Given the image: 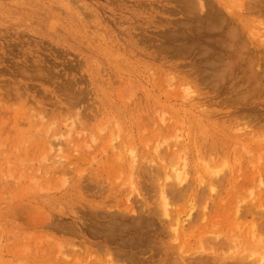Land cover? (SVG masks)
<instances>
[{
  "label": "rangeland",
  "instance_id": "1",
  "mask_svg": "<svg viewBox=\"0 0 264 264\" xmlns=\"http://www.w3.org/2000/svg\"><path fill=\"white\" fill-rule=\"evenodd\" d=\"M203 1L0 0V264H258L264 0Z\"/></svg>",
  "mask_w": 264,
  "mask_h": 264
},
{
  "label": "bare ground",
  "instance_id": "2",
  "mask_svg": "<svg viewBox=\"0 0 264 264\" xmlns=\"http://www.w3.org/2000/svg\"><path fill=\"white\" fill-rule=\"evenodd\" d=\"M236 1V2H235ZM250 1V0H249ZM202 2L204 3V1L202 0ZM220 2H222V1H220ZM230 3H232L231 5H227L226 6V8H227V10H228V13L230 14V15H233V16H241V14H242V11L244 10V5L245 4H248L247 2H244V0H231V2ZM191 4H194L195 5V3H190V5ZM198 4V3H197ZM189 5V6H190ZM199 6V5H198ZM200 6L201 7H203V4L201 3L200 4ZM250 6H252L251 4H250ZM205 7V6H204ZM224 7V6H223ZM191 8V7H190ZM214 8V7H213ZM233 8H237V9H235V11L234 10H232ZM245 8H247L246 10H250V9H252L251 7H247V6H245ZM191 9H193V8H191ZM202 9H204V8H202ZM202 9H201V11H202ZM215 9V8H214ZM225 9V8H224ZM194 10L195 9H193V12H194ZM199 10H200V7H199ZM204 11V10H203ZM202 11V12H203ZM250 11H252V10H250ZM249 11V12H250ZM190 12H192V11H189V13ZM196 13V12H195ZM194 13V14H195ZM211 12H209V14H210ZM215 13V15H216V10H215V12H213V14ZM226 13V12H225ZM192 14V13H191ZM200 14H201V12H200ZM203 14V13H202ZM202 14H201V16H202ZM205 14V18H204V21H207V20H209L211 17H209V14H208V17H209V19L207 18V13H204ZM226 16H227V14H225ZM190 16V15H189ZM197 16V15H196ZM196 16H195V19H196ZM199 16V15H198ZM201 16H199V17H197L198 18V22L200 21V17ZM192 17H193V15H192ZM191 17V18H192ZM203 17V16H202ZM220 17V11H218V21H219V18ZM229 17V16H228ZM200 18V19H199ZM223 18V17H222ZM224 18H225V16H224ZM194 19V18H193ZM203 19V18H202ZM201 19V20H202ZM206 19V20H205ZM211 20H212V22H214L213 21V19L211 18ZM224 20V19H223ZM222 20V21H223ZM226 21H228V20H225V23H227ZM236 21H238V20H236ZM209 22V21H208ZM224 22V21H223ZM202 23V22H201ZM224 23V24H225ZM239 23V22H238ZM261 23V22H260ZM200 24V23H199ZM229 24V23H228ZM233 24H235V23H233ZM219 24L217 23V26H218ZM222 25V24H221ZM225 26V25H224ZM235 26V25H234ZM260 26L262 27V29L260 30V32L262 31V36H261V38H260V43H261V45H263L264 46V23L262 22L261 24H260ZM221 27H223V26H221ZM230 28V27H229ZM237 28V27H236ZM221 29V28H220ZM235 28H233V25H232V29H231V32L229 33V31H230V29L227 31V33H229L231 36L233 35V34H235V33H233V30H234ZM238 29V28H237ZM222 30V29H221ZM239 30V29H238ZM219 31V30H218ZM205 32V31H204ZM224 32V31H223ZM222 32V33H223ZM234 32H236L237 34L239 33V31H234ZM253 32H254V34H259L258 33V31L256 30V31H251L250 33H252L253 34ZM256 32V33H255ZM219 33V32H218ZM225 33V32H224ZM252 34H250V35H252ZM206 35V34H205ZM260 35V34H259ZM236 36V35H235ZM228 37V36H227ZM237 37H239V36H237ZM253 37H255L256 38V35H254ZM219 38V37H218ZM220 38H222V37H220ZM230 38H232V37H230ZM228 39V38H227ZM238 39V38H237ZM240 39H241V37H240ZM223 40V39H222ZM225 40V39H224ZM231 40V39H230ZM233 41H235V40H232V42ZM208 42H210V41H208ZM231 42V44L230 43H228V44H230L231 46H225V47H223L222 45H218V48H219V51H218V58L220 59V60H217V61H215V62H219V64L217 65V63H215V62H213L212 64H210L213 60H211L210 61V65H213L214 63H215V67H216V65H217V67H220L219 68V70H222V71H224V73L223 72H221V71H219V76L218 77H221V74H223L222 75V79L223 78H225V76L226 75H224L225 74V70H223L224 68L226 69V67H225V65H227V64H230V63H232V61H234V60H231V59H235V58H237V60H235V66H239L240 68L246 63V67L244 68L245 70V72L247 71V73H245L244 72V74H246L245 76H247L248 77V81L247 82H249V84L246 86L247 88H249V86H251L252 88H255L256 86L258 87V89H260V90H264V87L262 86V80H261V78H260V69H261V64H260V62H255L254 60H249V61H247L246 59H245V53H248V52H246L247 51V49H243V47L242 48H237L233 43ZM237 41H235V43H236ZM241 43V42H240ZM196 44V43H195ZM198 46H199V44H197ZM241 45V44H240ZM200 46H202V45H200ZM242 46H244L243 44H242ZM197 47V46H196ZM249 49V48H248ZM211 50H209L208 52H210ZM200 52V51H199ZM207 52V51H206ZM202 55H204L203 54V52L201 53ZM206 55V54H205ZM202 57V56H201ZM234 57V58H233ZM225 59V60H224ZM209 62V61H208ZM228 66L229 65H227V69L226 70H228ZM231 66V65H230ZM221 67H223V69H221ZM212 68V67H211ZM220 72H221V74H220ZM228 75V74H227ZM224 76V77H223ZM245 76H244V78H245ZM232 77V76H231ZM230 77V78H231ZM263 77H264V75H263ZM227 78V77H226ZM244 80V79H243ZM247 80V79H246ZM246 80H245V82H246ZM251 84V85H250ZM252 90V92L253 91H256V89H251ZM251 93V92H250ZM248 94H249V92H248ZM243 95V94H242ZM245 96V95H244ZM247 98V97H246ZM251 121V120H250ZM247 123V126H244V128H247L248 127V125L250 124V123H248L249 121H246ZM252 123V122H251ZM251 127V126H250ZM257 127V126H256ZM260 127V126H259ZM241 127H239V129H240ZM243 128V129H244ZM252 128V127H251ZM253 128H255V127H253ZM237 129L236 131H241V130H243V129ZM251 138V137H250ZM264 139V138H263ZM257 140V139H256ZM262 140V139H261ZM261 140H259V141H261ZM255 141V140H254ZM50 143V142H49ZM51 144V143H50ZM49 145V144H48ZM52 145V144H51ZM52 146H50L49 148H51ZM262 153H260V155H261ZM264 154H262L261 156H263ZM135 156V155H134ZM176 157L177 158H179L180 160L182 159L181 158V156H180V154H177L176 155ZM136 158V157H135ZM63 159V158H62ZM135 160V159H134ZM58 162V161H57ZM60 163H61V161H59ZM180 161H178V163H179ZM177 162L176 163H174L175 165H173V168L174 169H172L173 171L172 172H170L171 174H167L166 175V180H167V182H168V180H169V182L170 181H172V179H173V184H176V185H178V186H182V183H184V181H185V179H186V176H185V169H186V166H185V163H184V165L183 166H181V169H180V167L179 166H177V164H178ZM209 168V167H208ZM208 170V169H207ZM220 170H218V169H216V168H210L209 170H208V172H211V174H213V175H217L218 174V172H219ZM201 179V178H200ZM202 180H203V178H202ZM261 180V179H260ZM259 180V181H260ZM200 181V180H199ZM175 182V183H174ZM220 182V181H219ZM262 182V186L264 187V185H263V182L264 181H261ZM171 183V184H172ZM202 183H203V181H202ZM170 184V183H169ZM172 184V185H173ZM175 185V186H176ZM174 186V185H173ZM177 187V186H176ZM260 187H261V184H260ZM164 188H165V186H164ZM182 189V188H181ZM214 189V188H213ZM261 189V188H260ZM162 194H164L163 192H162ZM167 194L165 193V195H162L163 197H162V200L163 199H165V196H166ZM256 199V198H255ZM254 201V200H253ZM245 202V201H244ZM243 202V203H244ZM239 204H240V202H239ZM238 204V205H239ZM245 204V203H244ZM169 205H170V203H169ZM168 205V203H167V201H166V203H165V208H164V216L166 217V218H170V222H171V230L172 231H174L173 232V235H174V233L178 230V228L180 227V226H183V224L186 222V219L185 220H182V218H181V214H175V216L174 217H172L171 216V212L169 211V209H168V207L167 206H169ZM170 207V206H169ZM207 207V206H206ZM242 208H243V206H241ZM205 208V207H204ZM241 208V209H242ZM258 209H261V208H258ZM258 209H256V211L258 210ZM191 210V209H190ZM239 210H240V207L238 206L237 207V209H236V212H239ZM205 211H206V208H205ZM241 211H243V209L241 210ZM240 211V212H241ZM244 211H246V210H244ZM243 211V214L245 213ZM191 212H192V210H191ZM262 212V213H261ZM261 212H259V213H261V214H263V212H264V209H262V211ZM258 213V212H257ZM191 214L192 213H188V218L190 217V218H192L191 217ZM241 214H242V212H241ZM237 215H238V213H237ZM258 216V215H257ZM205 217V216H204ZM189 218V219H190ZM259 218V217H258ZM135 219V218H134ZM189 219H188V221H189ZM204 220V219H203ZM188 221H187V223H188ZM134 225H133V228H135L136 229V227L138 226H136V224L135 223H133ZM185 226V225H184ZM120 227H122V225L120 226ZM126 228H127V226H126ZM125 228V229H126ZM184 228V227H183ZM129 229V228H128ZM138 229V228H137ZM122 230V229H121ZM143 230V229H142ZM123 231H124V229H123ZM119 232H121L120 230H119ZM141 233V232H140ZM143 233V232H142ZM177 233V232H176ZM120 234V233H119ZM175 236V235H174ZM176 239V238H175ZM174 239V240H175ZM259 242H261V241H259ZM253 255L254 254H257V252H253L252 253ZM258 256H259V253H258ZM257 257V256H256ZM175 260V259H174ZM182 260L184 261L185 260V258L183 259L182 258ZM112 261V260H111ZM185 262V261H184ZM264 262V256H260V257H257V260H256V263H258V264H261V263H263ZM111 263V262H110ZM182 263V262H181ZM251 263V262H250ZM255 263V262H254ZM111 264H113V263H111ZM252 264V263H251Z\"/></svg>",
  "mask_w": 264,
  "mask_h": 264
}]
</instances>
